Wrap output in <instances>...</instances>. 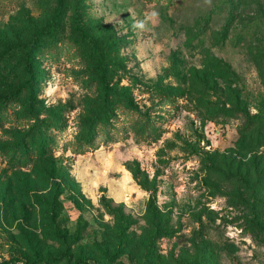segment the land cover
I'll return each instance as SVG.
<instances>
[{
  "label": "rangeland",
  "instance_id": "1",
  "mask_svg": "<svg viewBox=\"0 0 264 264\" xmlns=\"http://www.w3.org/2000/svg\"><path fill=\"white\" fill-rule=\"evenodd\" d=\"M229 11L228 0H0V111L7 95L20 105L0 125V264L107 259L99 253L117 243L120 217L103 197L130 223L110 264H264V244L243 228L252 194L230 178L257 185L264 220V145L242 144L243 113L264 116V0ZM32 41L41 46L35 90L25 71ZM153 88L176 100L154 110L159 133L146 141L116 107L160 102ZM107 113L116 115L112 139L77 154L74 142ZM34 133L57 145L23 168L7 151L35 153ZM54 183L64 189L57 207ZM152 194L174 233L150 257ZM56 225L79 238L74 262Z\"/></svg>",
  "mask_w": 264,
  "mask_h": 264
},
{
  "label": "trees",
  "instance_id": "2",
  "mask_svg": "<svg viewBox=\"0 0 264 264\" xmlns=\"http://www.w3.org/2000/svg\"><path fill=\"white\" fill-rule=\"evenodd\" d=\"M237 0H228V11L230 8H232ZM229 13L228 18V25L233 22L235 19L233 13L231 11ZM53 29V26H50L49 30ZM76 30L82 36L83 38H88V34L86 32L85 27L81 23L79 19L76 20ZM229 31V29H228ZM45 32V31H43ZM227 32V31H226ZM38 34H42V32H39ZM35 42L39 40V37H35ZM34 41L28 43L25 47L26 49V56H25V71L30 79L28 86L31 90H35L40 86L42 79H39V76L37 75L35 68H34V62L36 59V56L40 54L41 46L35 43ZM102 76H105L106 70L104 69L102 71ZM105 79L100 80V83L98 86H104L105 89H107V92L113 91L107 83L104 82ZM151 95L154 98L160 99V102H156L155 104H152L150 107H141L136 101H134L131 98H126V101L119 103V105L116 107L117 109H123V111L126 113L127 116L130 117V123L133 126V132H135L140 139L149 140L152 138H156L155 135L159 133V129L156 127V117L153 116L154 110L158 106H164L167 102L174 103L176 99H174L171 95L165 93L162 90H159L157 88H153L150 91ZM18 93L11 95V96H5L3 98L2 102V108L0 111V125L3 120L4 122H10L14 121V111H17L18 108H20L18 97L16 96ZM30 103V100H29ZM167 103V104H169ZM31 108V106H30ZM109 113H107L104 117L101 119H98L97 121H92L87 125V135L83 139H78L74 142V145L76 146V153L77 154H84L92 149H98L100 147V143H98V138L107 136L106 142H109L111 137V131H113L114 125L112 124V119L115 118L116 115H113V117L108 116ZM14 116V117H13ZM244 116V128L242 130V144L243 148L245 150H256L257 148H260L264 145V116L258 114V115H249L246 113H243ZM27 140H33L35 143H38V150L35 153H32L31 155L28 153L20 155L18 150H8L7 154L10 160H16L17 164H19L23 168L29 169V167L32 165L33 157L35 160L39 158L40 156L44 157L48 152L52 153L54 151V147L57 145V139H55V136L45 137L43 134H37L34 133L32 137H27ZM104 140V139H103ZM104 142V143H106ZM52 160H56L53 157H51ZM230 178L233 181H240L244 182L247 187L246 190L252 194L251 201H244L246 210L243 213V228L245 231H247L249 234H251L252 238L258 243V244H264V220H262L258 213V204L260 202V199L258 196H255L254 193H251L253 191L257 192V187L253 186L256 185L255 183H252L249 181L247 177L242 176H230ZM253 184V185H251ZM61 183H54V186L52 188L54 194V206L57 207V199L60 197L61 193H63L64 189L61 187ZM257 186V185H256ZM155 195L152 194L149 203H148V215L151 220V230L149 235V242L147 244V251L148 254L153 256L155 252L157 251V241L161 239L162 237H168L171 236L174 233V230L170 226V219L163 220L160 219L161 212L157 208L156 209V200ZM102 204L108 208L111 216L114 218H119L120 220L118 223L120 226L116 228L117 233L119 235V239L117 238L116 244H110L106 250H102L99 253V256H103L107 259L101 260L96 259V257H88V256H81L76 261L73 257L74 250L77 247V244L80 242L79 238L75 235L69 234L67 231H64L60 226L56 225L54 227V233L55 237L58 241H60L66 248H67V256L70 258L74 264H110L112 263L111 259L112 257H106L109 256L110 251H116L118 250V246L120 240L122 243L126 241L127 238V232L130 230V223L126 220L124 213L120 212L119 210H114L111 208V205L108 204L106 199L103 197L101 199ZM112 201H109V203ZM82 240V239H81ZM94 260V261H91ZM40 264H48V262H42L40 261ZM27 264H32L31 262H27Z\"/></svg>",
  "mask_w": 264,
  "mask_h": 264
}]
</instances>
